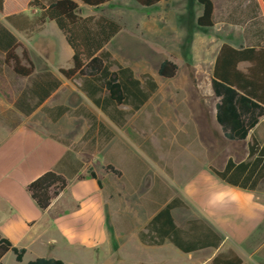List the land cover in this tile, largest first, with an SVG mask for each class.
Segmentation results:
<instances>
[{"label": "rangeland", "instance_id": "rangeland-1", "mask_svg": "<svg viewBox=\"0 0 264 264\" xmlns=\"http://www.w3.org/2000/svg\"><path fill=\"white\" fill-rule=\"evenodd\" d=\"M29 1L3 0L0 22L13 31L20 45L18 55L25 51L35 71L48 69L62 78L58 70L71 67V51L54 24L46 23L33 32L21 33L13 30L4 19L5 15L19 13L32 16L34 9L27 7ZM147 11L132 0L111 1L98 8L81 6L82 16L105 15L120 24V33L107 44L106 50L118 63L129 67L136 78L141 80L144 75L151 76L157 89L136 112H131L127 106L119 107L127 112L125 123L120 127L93 107L71 80L79 96H70L69 112L59 125L66 135L62 141L73 149L68 155L71 162L65 172L70 183L89 177L91 172L98 176L102 195L100 209L108 216L115 213L120 216L126 212L137 217L151 214L161 206L162 198L179 195L184 199V207L177 208L174 213L177 220L185 221L197 215L204 216L201 204L189 200V185L197 183L195 175H203L207 166L219 167L229 156L234 161L240 160L245 143L227 141L216 124L217 100L208 79L211 56L204 52L199 37H189V25L183 29L174 25H167L164 29L157 25L148 28L145 21ZM165 59L178 66L172 79L157 74L159 63ZM29 81L0 65V144L23 122L44 125L43 109L26 120L13 106ZM87 115L103 124L105 130L99 134L97 127L91 128ZM32 157L23 153L21 165L32 162ZM109 165L121 176L108 171L106 167ZM13 171L14 168L9 171L10 175ZM10 178L16 177L11 175ZM76 185L70 184L67 194L76 189ZM209 186L211 184L197 183L204 192ZM261 189L264 190V183ZM20 199L28 217L41 215L24 190H21ZM11 209L12 206L0 196V236L9 226L7 211ZM60 252L49 250L46 254L62 259ZM35 258L30 250L23 261L17 263L9 252L1 264H27ZM173 260L169 264H203L206 256L194 253ZM138 262L128 260L127 263Z\"/></svg>", "mask_w": 264, "mask_h": 264}, {"label": "crops", "instance_id": "crops-1", "mask_svg": "<svg viewBox=\"0 0 264 264\" xmlns=\"http://www.w3.org/2000/svg\"><path fill=\"white\" fill-rule=\"evenodd\" d=\"M210 1L213 7V25L210 28H199L196 24L202 12L197 0H161L146 8L149 11L145 16L148 28L150 25H157L161 29L167 25L178 26L180 29L190 26L189 37H199L204 52L211 56L209 83L215 60L223 46L234 50L264 49L263 0ZM81 6L79 5L80 9ZM35 12L36 10L32 13ZM249 66L248 62H239L236 69L245 73ZM57 78L60 86L40 106L28 115L20 113L24 119L29 120L43 109L44 125L23 122L0 144L1 149L5 150L0 151V196L12 206L7 211L9 226L0 237L7 238L18 248H24L26 253L31 250L36 258L60 259L65 264H128V260L139 261V264H169L175 258L181 260L183 256L194 253L205 255L203 264H210L218 254H227L230 251L242 261L241 264H264V190L261 189L264 179L254 190H245L221 182L210 172L209 166L204 167L203 175H195L197 183L211 184L206 192L200 190L197 183L189 185V200L196 205L201 204L204 216L197 215L180 221L174 213L177 208L172 209L170 215L177 227H183L187 221L193 219L204 222L221 238V243L218 248L208 247L190 253L179 251L167 240L161 245H146L138 237V233L145 232V226L159 210L174 198L184 204L183 197L178 195L169 199L162 198L161 206L144 216L137 217L129 212L120 216L118 213L108 216L100 209L102 195L95 180L86 177L70 183L65 169L70 166L68 155L73 149L62 141L66 135L59 125L69 112L70 96L79 95L70 80ZM73 82L80 90V81ZM87 116L95 122L91 128L97 127L99 133L100 125H104L97 123L92 115ZM259 141L264 143L263 118L242 141L245 143L243 158L234 161L229 156L219 167L212 168L223 170L229 159L235 163L244 161L248 156L249 145L254 149L261 148L262 144H255ZM94 151H97L96 147ZM22 152L33 155L32 162L28 161L22 166ZM13 168L11 175L16 178L11 179L9 171ZM49 170L63 175L67 180V187L52 200L45 211L38 209L41 215L28 217L22 208L21 190L26 192L28 183ZM96 177L99 179L97 175ZM70 184H77L76 189L67 194ZM180 194L183 193L180 191ZM49 250L54 253L61 251L63 258L46 254Z\"/></svg>", "mask_w": 264, "mask_h": 264}, {"label": "trees", "instance_id": "trees-1", "mask_svg": "<svg viewBox=\"0 0 264 264\" xmlns=\"http://www.w3.org/2000/svg\"><path fill=\"white\" fill-rule=\"evenodd\" d=\"M120 0H30L28 8L36 10L32 16L22 13L11 14L4 19L15 31L33 32L46 23H53L61 33L66 45L71 50V67L59 69V74L66 80L80 81V90L91 103L100 109L115 125L124 124L127 112L119 109L128 106L131 112L138 111L156 91L157 84L149 75L140 80L133 71L118 63L106 50L107 44L121 31L120 24L105 15H80V7L98 8L107 2ZM138 6L149 8L161 0H132ZM264 1V0H263ZM46 2V3H45ZM201 6V15L196 24L199 28H210L212 22V3L210 0H197ZM3 0H0V12ZM20 45L13 32L0 22V65L17 77L30 80L29 85L14 100V108L28 115L60 86V80L48 69L35 73L33 63L27 53L17 49ZM239 62H248L246 72L236 69ZM178 66L163 60L157 67V74L165 79H172ZM210 88L217 99L215 121L223 137L230 142L244 141L249 132L264 119V49L244 48L234 50L223 46L215 60L210 78ZM32 102V103H31ZM65 111V109H63ZM91 119V127L95 122ZM103 132L105 128L100 125ZM256 145L262 142H256ZM247 158L235 163L229 159L223 170L212 167L210 172L221 182L245 190H254L264 179V143L258 150L249 145ZM106 169L117 177L121 173L107 166ZM89 177L101 188V181L91 172ZM67 187L66 178L49 170L26 185V192L37 209L45 211L59 194ZM184 207L178 199H172L159 210L140 231L138 237L146 245H161L165 240L183 253H190L204 248H218L221 238L204 222L189 220L183 227H177L170 211ZM12 253L17 263L23 261L24 248L14 246L7 238L0 237V261ZM242 261L233 253L218 254L210 264H241ZM27 264H65L60 259L35 258Z\"/></svg>", "mask_w": 264, "mask_h": 264}]
</instances>
